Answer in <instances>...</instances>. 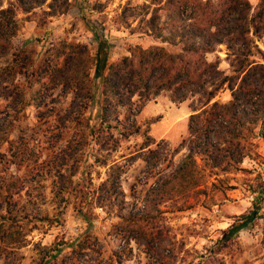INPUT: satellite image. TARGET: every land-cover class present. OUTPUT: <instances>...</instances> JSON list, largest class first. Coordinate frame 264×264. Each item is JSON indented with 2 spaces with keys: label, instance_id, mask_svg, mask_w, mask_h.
<instances>
[{
  "label": "trees",
  "instance_id": "16d2710c",
  "mask_svg": "<svg viewBox=\"0 0 264 264\" xmlns=\"http://www.w3.org/2000/svg\"><path fill=\"white\" fill-rule=\"evenodd\" d=\"M148 1L147 6L152 10L150 17L144 19L146 31L179 46V51L172 52L163 45L146 48L134 45L130 47V55L109 63V43L101 37L93 55L86 45L71 42L67 43V50L35 65L25 63L26 50L14 47L13 38L20 31L18 14H37L35 9H41L44 16L39 25L44 26L49 16L67 12L71 0H7L6 6H3L4 0H0V63L5 62L0 65V100L11 103L17 99V94L22 97L13 112L10 106L6 112L0 111V116L4 112L9 118L15 113L19 117L34 100L40 108V116H44L42 107L48 108V98L52 95L45 84L50 81L53 89L62 86L73 94L62 115L64 129L61 132L68 136L65 146L57 152L62 162L42 176L52 172L50 176L58 183L59 192H77L80 214L89 227L71 242L62 237L58 245H70L74 251L83 254L86 258L81 264H106V261L94 257L101 248L90 227L96 207L103 209L119 196L124 204L120 185L122 169L112 165L110 175L98 187L85 184L66 187L64 184L66 180L73 181L87 148L93 142L99 146L95 162L106 164V157L99 153L117 150L120 138L115 137L114 129L122 137L130 136L134 116L148 101L161 94H167L176 103L196 99L189 116L188 135L181 143L187 147V153L175 171L160 177L155 186L147 190L142 208L128 210L121 205L118 225L125 242L141 241L145 252L154 255L159 264H182L184 259L179 262L177 244L169 240L171 229L165 222L161 205L179 201L178 209H184L190 197L200 194L208 198L204 203L216 204L214 192L235 188L227 183V177H221L233 171L255 173L247 181L252 204L237 215V219L201 256H210L203 264H211L209 259L241 230L251 226L263 208L262 171L241 165L246 157L259 156L253 140L264 139V133L256 131L264 121V0H259L256 5L250 0ZM163 13L165 19L161 21ZM221 45L228 49L225 60L229 71L221 67L222 58L216 54ZM211 53H215L212 60L208 58ZM36 84L39 87L33 91ZM96 85L100 86V117L98 124H91L89 109ZM226 90L231 94L229 100L216 99ZM134 97L140 102L136 113L132 107ZM123 107L129 109L124 124L120 119ZM9 144L8 150L0 154L9 162L31 164L26 141ZM151 144V137H147L144 148ZM10 182L3 184V189L0 187L1 255L23 245L25 235L19 241L12 237L24 234L25 219L29 217L27 207L24 204L18 206V200L14 199L15 194L22 192L23 184L15 188V181ZM124 251L125 247L116 252L118 262H121Z\"/></svg>",
  "mask_w": 264,
  "mask_h": 264
},
{
  "label": "rangeland",
  "instance_id": "374dc122",
  "mask_svg": "<svg viewBox=\"0 0 264 264\" xmlns=\"http://www.w3.org/2000/svg\"><path fill=\"white\" fill-rule=\"evenodd\" d=\"M250 1L256 5L259 0ZM148 2L71 0L72 4L67 12L49 16L44 26L39 25L44 16L40 13L41 9H35L37 14L20 12V31L13 38V44L17 49L26 50L25 63L35 65L44 59H52L57 52L67 50V43L71 42L86 45L93 55L98 38L101 37L109 43V63L130 55V47L134 45L145 48L163 45L172 52L179 51V46L156 38L146 31L144 19L150 17L152 10L148 8ZM7 4V0H4L3 6ZM148 10L149 13L146 14ZM164 19L163 13L161 21ZM227 52L226 45H221L216 54L222 58L221 67L229 71V64L225 60ZM214 57L215 53L208 54L210 60ZM4 64L5 62L0 63ZM93 71L91 69V73ZM105 73L106 70L103 71ZM38 87L39 84H36L33 91ZM45 87L51 89L49 94L52 95L48 98V108L42 107V117L34 100L31 105L20 109L22 111L19 117L15 113L9 118L4 112L10 106L13 112V108H17V101L22 97L17 94V99L11 103L0 100V111H4L0 116V152L5 153L9 143L23 140L29 145L32 160L30 165L9 162L6 156L0 154V187L3 189L2 185L11 183L10 181H15V188L23 184L22 192L15 194L14 199L18 200V206L24 204L27 207L29 216V221L25 219L27 222L22 232L24 234L12 237L19 241L25 235V242L14 250L0 254V264H81L86 258L70 245H58L62 237L71 242L89 227V223L80 214L77 192H59L58 183L50 176L52 172L42 176V173L53 171L62 162L58 153L65 146L68 137L61 132L64 129L62 115L70 105L73 94L62 86L53 89L52 81L45 84ZM94 91L89 116L91 124H98L100 86L96 85ZM230 98V91L226 90L216 99L224 102ZM139 103L138 97H134L132 107L135 113ZM195 104V98L176 103L167 94H161L148 101L134 116L135 120L130 128L133 133L130 136L122 137L114 129L115 137L120 138L117 150L99 153L106 157V164L95 162L98 144L93 142L87 148L73 181L66 180L64 185L73 187L85 184L98 187L110 175L111 166L118 165L122 169L120 185L124 196V204L121 203L122 196H119L103 209L100 206L94 209L90 232L97 238L101 248L100 253H94V257L106 261V264H159L154 255L145 252L141 241L125 242L120 234L122 228L118 225L120 208L121 205L128 210L142 208L147 190L154 187L160 177L170 175L180 165L187 153V147L181 143L188 135L189 116ZM128 115L129 109L123 107L120 111L122 124L127 122ZM256 131L264 133V121ZM147 137H151L152 144L144 148ZM253 143L259 156L246 157L241 167L256 168L264 175V139L255 138ZM254 175L255 173L245 171L222 174L221 177H227V183L235 188L214 192L216 204L209 205L210 201L204 203L208 198L200 194L190 197L184 209H178L181 204L179 201L161 205V209L165 211V222L171 229L169 240L175 242L180 250L179 262L184 259L182 264L206 263L210 256H201L222 236L223 230L237 219V215L251 206L252 195L247 189V181ZM0 244L2 245L1 242ZM124 247V256L118 262L116 252ZM208 262L264 264V204L255 222L241 230Z\"/></svg>",
  "mask_w": 264,
  "mask_h": 264
}]
</instances>
